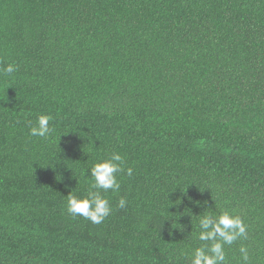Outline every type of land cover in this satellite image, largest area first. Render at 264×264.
Instances as JSON below:
<instances>
[{
    "label": "trees",
    "instance_id": "obj_1",
    "mask_svg": "<svg viewBox=\"0 0 264 264\" xmlns=\"http://www.w3.org/2000/svg\"><path fill=\"white\" fill-rule=\"evenodd\" d=\"M8 63L0 264H188L204 201L247 226L227 264L241 245L264 264V0H0ZM39 115L48 140L28 135ZM112 152L133 173L111 214L72 217Z\"/></svg>",
    "mask_w": 264,
    "mask_h": 264
},
{
    "label": "clouds",
    "instance_id": "obj_2",
    "mask_svg": "<svg viewBox=\"0 0 264 264\" xmlns=\"http://www.w3.org/2000/svg\"><path fill=\"white\" fill-rule=\"evenodd\" d=\"M18 66L8 63L0 68V76H11L18 71ZM50 115H39L35 123H30L28 135L42 140H48L54 133L50 125ZM125 160L117 152H112L106 157H100L92 163L89 169L90 181L86 193L82 196L70 192L67 195L66 211L72 216L77 215L94 224L102 223L112 212V207L105 194L109 191L118 192L121 184L117 174L125 172L128 176L133 173L132 168H124ZM126 198L121 197L118 207L126 206ZM205 210L197 215L198 232L194 239L201 242L200 246L191 247L182 253L188 264H227L225 246H231L237 240L247 238V226L238 215L228 210L218 213L208 211L211 207L204 201ZM169 232V236H172ZM241 264H249V250L241 245L239 248Z\"/></svg>",
    "mask_w": 264,
    "mask_h": 264
}]
</instances>
